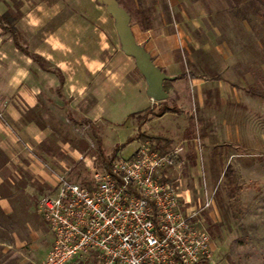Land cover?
Wrapping results in <instances>:
<instances>
[{
    "label": "crops",
    "instance_id": "1",
    "mask_svg": "<svg viewBox=\"0 0 264 264\" xmlns=\"http://www.w3.org/2000/svg\"><path fill=\"white\" fill-rule=\"evenodd\" d=\"M137 3L150 11L151 26L142 30L130 20L135 44L145 50L156 68L172 78L168 80V88L173 87L174 101L181 110L180 114L156 117L183 116L187 120L182 129L185 134L191 116L181 108V93L175 91L186 76L177 78L182 74V66L174 59V52L187 50L188 28L196 26L198 17L187 0H137ZM8 11L19 13L14 25L27 43L28 51L50 63L48 69H59L63 76L60 86L55 74L43 71L0 30V59L6 50L15 56L12 72L0 82L3 86L0 87V152L5 158L0 162V262L31 264L24 250L28 243L41 238L38 221L44 223L36 214V204L41 197L54 195L58 176H67L72 164L82 158L76 150L73 153L67 150V142L55 126L40 124V108L46 104L60 105L65 91L68 99L64 102L68 101V106L78 115L95 126L97 122H105L112 127L114 121L118 120L117 125L130 122L132 114H141L158 104H147L142 93L144 82L131 78L132 69L125 60L129 58L119 48L117 20L98 0H1L0 15ZM168 17L173 24L166 22ZM36 39L38 46L34 47L31 41ZM11 95L13 105L1 103ZM147 124L148 120L139 123L140 132H145ZM150 135L170 142L167 147L161 142L159 145L164 150L160 152L175 147L167 133ZM192 139L181 143L187 166L182 173V188L186 190L183 194L188 195L190 190L197 189L200 174ZM186 143L192 147V158L186 154ZM201 145L204 166L202 142ZM83 161L90 162L88 156ZM184 181H191L192 188L188 189ZM49 237L52 245L50 233ZM6 249L14 250L12 256Z\"/></svg>",
    "mask_w": 264,
    "mask_h": 264
},
{
    "label": "rangeland",
    "instance_id": "2",
    "mask_svg": "<svg viewBox=\"0 0 264 264\" xmlns=\"http://www.w3.org/2000/svg\"><path fill=\"white\" fill-rule=\"evenodd\" d=\"M187 1L198 20L196 26L188 28L190 42L180 54L186 78L175 92L181 93V108L194 120L193 130L183 134L187 122L183 116L157 119L154 113L145 116L141 113L133 114L130 122L117 125L116 120L112 127L97 122L92 131L80 122L83 117L68 106V101L64 102L68 99L65 91L60 105L46 104L40 108V124L55 126L59 136L66 140L67 150L80 153L82 158L72 164L66 176L80 184L91 179L84 156L88 160L94 157L101 167L99 152L107 160L115 148L116 159H128L135 154L144 144L139 140L141 121L148 120L144 134L167 133L172 146L198 135L205 160L199 172L204 174L208 187L215 190L213 207L205 215L212 248L209 264H264V0ZM166 22L173 24L170 17ZM31 43L38 46L37 39ZM119 48L122 50L121 45ZM5 52L0 59V82L12 72L15 61V56ZM128 58L125 60L132 69L131 78L144 82L142 93L147 104H154L148 82L135 60ZM43 62L46 68H51L50 63ZM172 88H168L165 100L168 104L175 99ZM12 99V95L8 96L1 103L13 105ZM68 114L73 124L67 120ZM128 138L130 141L126 143ZM185 148L188 158H192L189 143ZM184 183L188 189L192 188L191 181ZM196 184L197 189L190 190L194 199L199 194L200 180ZM38 218L36 215L34 219ZM38 222L41 238L28 243L24 250L31 264H40L51 247L46 225ZM4 239L9 242L8 237ZM6 250L12 256L14 250Z\"/></svg>",
    "mask_w": 264,
    "mask_h": 264
},
{
    "label": "built area",
    "instance_id": "3",
    "mask_svg": "<svg viewBox=\"0 0 264 264\" xmlns=\"http://www.w3.org/2000/svg\"><path fill=\"white\" fill-rule=\"evenodd\" d=\"M197 168L202 145L192 139ZM184 146L153 150L146 142L128 159L111 160L109 170L87 164L88 186L58 176L54 195L41 197L36 214L52 245L40 264H200L212 258L205 220L215 190L199 174L196 199L183 194Z\"/></svg>",
    "mask_w": 264,
    "mask_h": 264
},
{
    "label": "trees",
    "instance_id": "4",
    "mask_svg": "<svg viewBox=\"0 0 264 264\" xmlns=\"http://www.w3.org/2000/svg\"><path fill=\"white\" fill-rule=\"evenodd\" d=\"M98 2L101 5H106L103 2V0H98ZM116 2L118 3V5L121 8H123L125 10V12L130 17V20L134 24L139 25V27L142 30H147L150 28V26H151V20H150L151 13L148 9L142 8L137 3V0H116ZM18 17H19L18 12L12 13L11 11H8V12L4 13L3 15H0V30L2 31L3 34H8L10 36L12 43L16 49H18L23 55L31 58L32 61L35 62L43 71L55 74L59 78V82H60V86H61L63 84V76H62L60 70L56 69V68L55 69L54 68H52V69L46 68L44 65V62L40 56L32 54L28 51L27 43L25 42V40L23 39V37L21 36V34L18 32V30L15 28V25H14V22L16 21V19ZM180 54H181L180 51H178V50L175 51L174 52V59L176 60V62L181 64ZM181 66L183 69L182 64H181ZM183 76H184V74H181L177 78H180ZM192 77H194V76H192ZM162 89L166 93L168 92V81H164L162 83ZM58 93H59V90H58ZM157 104L158 105L154 104L151 107L146 108L142 112V114L145 116V115L154 113L155 116H161L165 113H172V114H180L181 113V110L179 109V107L177 106L175 101L171 102L170 104L166 103L165 101H161V102H157ZM132 115H131V117H132ZM67 118H68V121L70 123H72V124L74 123L70 114H68ZM80 122H82L83 124H86L93 131V124L89 120L82 118V119H80ZM188 124H189L188 128L190 130L191 129L193 130L195 125H194V120L192 117L188 118ZM139 140L142 143L149 141L150 143H152L153 150H159V151L164 150V147L159 145L161 142H163L164 146H166V147L169 146V144H170L169 141L164 140L162 137L148 136V135L144 134L143 132H139ZM129 141H130V139L128 138L126 140V143H128ZM99 155H100V159H101V167L104 170L108 171L111 159L112 160L116 159L117 148H115L112 151L111 156H110V160H107V158L104 157V154L102 152H99ZM4 160H5V158L0 152V162H3ZM81 185L85 186V187L88 186V184L85 183L84 181L81 182ZM200 264H209V262L208 261H202Z\"/></svg>",
    "mask_w": 264,
    "mask_h": 264
},
{
    "label": "water",
    "instance_id": "5",
    "mask_svg": "<svg viewBox=\"0 0 264 264\" xmlns=\"http://www.w3.org/2000/svg\"><path fill=\"white\" fill-rule=\"evenodd\" d=\"M108 14L117 20L116 32L121 40L122 50L125 56L133 58L143 78L149 84V95L156 102L165 101L167 93L162 89L164 81L171 80L159 68H156L145 50L135 44L134 36L130 29V17L121 8L116 0H103Z\"/></svg>",
    "mask_w": 264,
    "mask_h": 264
}]
</instances>
